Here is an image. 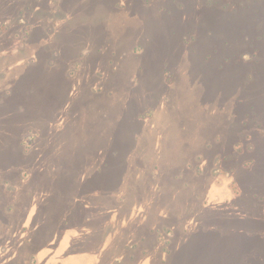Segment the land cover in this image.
<instances>
[{"label":"rangeland","instance_id":"obj_1","mask_svg":"<svg viewBox=\"0 0 264 264\" xmlns=\"http://www.w3.org/2000/svg\"><path fill=\"white\" fill-rule=\"evenodd\" d=\"M0 264H264V0H0Z\"/></svg>","mask_w":264,"mask_h":264}]
</instances>
